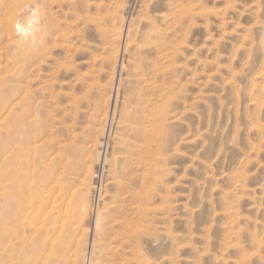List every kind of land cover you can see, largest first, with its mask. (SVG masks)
<instances>
[{"label": "rangeland", "instance_id": "rangeland-1", "mask_svg": "<svg viewBox=\"0 0 264 264\" xmlns=\"http://www.w3.org/2000/svg\"><path fill=\"white\" fill-rule=\"evenodd\" d=\"M0 95V264H264V0H0Z\"/></svg>", "mask_w": 264, "mask_h": 264}, {"label": "bare ground", "instance_id": "bare-ground-1", "mask_svg": "<svg viewBox=\"0 0 264 264\" xmlns=\"http://www.w3.org/2000/svg\"><path fill=\"white\" fill-rule=\"evenodd\" d=\"M16 1H18V0H16ZM28 7H29V6H28ZM25 8H26V7H25ZM23 9H24V8H23ZM20 12H21V11H20ZM31 21H32V20H31ZM9 23H10L11 25H17L21 30H25L24 32L27 33L28 31H30V26H31V23H32V22L29 21V22L27 23L28 26L26 25V26H24V28H21V27H20V24H17V22H13L12 20L9 21ZM10 24H9V25H10ZM10 27H11V26H10ZM10 27H9V28H10ZM10 29H12V28H10ZM11 31H12V30H11ZM13 33H15V32H13ZM23 34H24V33H23ZM42 35H43L42 33H39V34H37V35H33V36H31V42H35V41H37V40H40V38H41ZM31 49H32V48H31ZM20 50L22 51V49H20ZM33 50H34V49H33ZM20 53H21V52H20ZM34 56H35V55H34ZM34 56H33V57H34ZM7 70H8V69H7ZM1 92H2V91H1ZM0 96H1V95H0ZM7 102H8V101H6V100L3 98V100H0V105H2V106H3V105H6ZM125 113H126V112H125ZM128 115H129V114H128ZM126 124H127V123H126ZM131 126H132V125H131ZM142 127H143V126H142ZM53 171H54V170H53ZM53 174H54V172H51V178H50V180H49V182H51V183H52V181H53V180H52V179H53V176H54ZM55 177H56V176H55ZM57 177H58V176H57ZM59 179H60V178H59ZM51 180H52V181H51ZM55 181H56V179H55ZM51 183H50V184H51ZM56 183H57V185H58V184H62V185H63V188H66V183H68V180H67L66 178H62V181L57 179ZM53 184H55V183H53ZM67 185H68V184H67ZM48 186H49V185H48ZM48 186H47V187H48ZM58 186H60V185H58ZM60 187H62V186H60ZM60 187H59V188H60ZM44 188H45V187H44ZM48 189H49V188H48ZM54 190H55V189H54ZM61 190H62V189H61ZM61 190H59V191L61 192ZM42 192H43V191H42ZM44 192H45V194H46V193L48 192V190H47V192H46V191H44ZM62 192H63V191H62ZM56 194H57V193H56ZM56 196H57V195H56ZM64 196H65V195H64ZM61 198H62V197H61ZM43 199H44V198H43ZM44 200H45V199H44ZM48 200H49V199H48ZM54 200H55V199H54ZM61 200H64V199H61ZM56 201H57V200H56ZM53 203H55V202H53ZM66 205H67V204H66ZM66 205H65V206H66ZM58 207H59V206H54L53 209L56 210V208H57V211H58V210H59ZM82 208H83V207H82ZM57 211H56V212H57ZM68 211H69V210H68ZM80 211H81V210H80ZM48 212H49V214L47 215V218L52 219V220H50V221H51V225H50V227H51V226H56V225L59 223L60 212H58V213H56V212H50V211H48ZM46 213H47V212H46ZM78 213H80V212H78ZM85 214H86V209H85V210L83 209V211H82V215H83V217H84ZM61 217H62V214H61ZM78 217H79V216H78ZM99 218H100V217H99ZM98 222H99V221H98ZM45 224H46V223H45ZM60 224H62V223H60ZM98 224H99V223H98ZM58 225H59V224H58ZM62 225H63V224H62ZM77 225H78V224H77ZM98 226H99V225H98ZM98 226H97V227H98ZM45 227H46V226H45ZM48 227H49V226H48ZM61 227H62V226H61ZM39 228H40V227H39ZM39 228H38V229H39ZM52 228H53V227H52ZM56 228L58 229V227H56ZM62 228H63V227H62ZM38 229H37V230H38ZM40 229H41V228H40ZM57 229H56V230H57ZM53 231H54V230H53ZM44 232H45V235H46V236L49 235V231H48V229L45 228V231H44ZM44 232H43V233H44ZM43 235H44V234H43ZM41 236H42V235H41ZM78 240H79V238H78ZM76 242H77V246H78V241H76ZM80 242H81V241H80ZM80 242H79V243H80ZM50 243H51V242H50ZM52 243H54V242L52 241ZM94 243H95V242H94ZM43 244H44V243H43ZM96 244H97V243H96ZM52 245H53V244H52ZM52 245H51V246H52ZM81 245H82V244H81ZM93 245H94V244H93ZM43 246H45V245H43ZM67 247H69V245H67ZM47 248H48V247H47ZM41 250H42V249H41ZM79 250H80V249H79ZM51 251H52V248H51ZM58 251H59V250H58ZM47 254H49V253H47ZM54 254H56V252H54ZM40 255H41V254H40ZM42 255H44V254H42ZM42 255H41V256H42ZM52 255H53V254H52ZM52 255H51V256H52ZM48 256H49V255H48ZM46 257H47V256H46ZM46 257H45V258H46ZM54 257H55V256H54ZM45 258H44V259H45ZM41 259H42V258H41ZM44 259H43V260H44ZM40 262H41V260H40ZM43 262L45 263V260H44ZM43 262H42L41 264H44ZM90 263H91V257L89 258V264H90ZM39 264H40V263H39Z\"/></svg>", "mask_w": 264, "mask_h": 264}]
</instances>
